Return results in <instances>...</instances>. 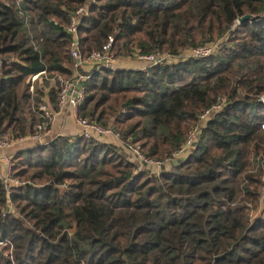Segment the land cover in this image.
Here are the masks:
<instances>
[{
	"label": "trees",
	"instance_id": "16d2710c",
	"mask_svg": "<svg viewBox=\"0 0 264 264\" xmlns=\"http://www.w3.org/2000/svg\"><path fill=\"white\" fill-rule=\"evenodd\" d=\"M87 3L0 0L1 133L36 131L45 102L32 77H72L68 27ZM78 37L83 59L113 37L118 58L179 62L85 74L79 115L113 126L122 144L57 136L12 154L25 184L9 196L0 186V240L12 242L0 264H264V0H95ZM219 41L212 56L181 58ZM58 97L57 87L54 107ZM199 123L177 164L132 160L128 144L166 160Z\"/></svg>",
	"mask_w": 264,
	"mask_h": 264
},
{
	"label": "built area",
	"instance_id": "2783aa9c",
	"mask_svg": "<svg viewBox=\"0 0 264 264\" xmlns=\"http://www.w3.org/2000/svg\"><path fill=\"white\" fill-rule=\"evenodd\" d=\"M13 2L16 7H21L24 0H10ZM95 0H88L86 6L79 8L76 13L72 16L71 23L68 27V32L72 36L71 43V57L76 62L75 69L79 68L82 65H90L93 68L99 69H119L116 65L119 63V58L113 52L114 49V38L109 37L108 43L100 51H92L87 58H82L81 52L79 50V37H78V28L81 23V19L86 16L88 12V6L94 3ZM239 23V22H238ZM224 47V43L219 41L214 44H208L204 46H198L188 51V58H207L214 55V53L220 51ZM172 56L167 54H146L142 55L139 52L133 54V58L139 61H145L148 64L149 68L156 67L159 65L167 63ZM178 58V57H174ZM181 58H183L181 56ZM45 77L46 73H44ZM38 76V75H37ZM37 76L32 77V80L35 81ZM58 84L59 88V97L56 107L51 106L48 103H45L41 106V121L36 127V131L30 133L27 136L20 137L15 139L8 134L0 132V186L3 187L6 191L7 196L10 195L12 189L16 186L25 184V181L14 177L12 175V154L4 153V150H10L13 148L17 141H23L25 139H30L37 144L45 143L46 135L49 132V129L54 122L57 114L59 112L65 111L68 107H71L76 115V121L81 126V136L87 139H97L106 138L111 136L115 139H120L121 134L113 126H104L101 125L96 120L90 119L88 117H82L79 115V107L82 105L85 98V86L83 81L87 79V76H80L78 79L73 78H64L62 76H57L54 78ZM31 91L33 87L31 86ZM264 101V98L262 99ZM223 108L222 104H216L213 107L206 109L200 115V122H205L211 116ZM200 123L193 127L189 133V137L186 139L185 143L175 151L171 157L166 160H156L151 157H147L141 150L140 145L128 144L129 150L139 158L141 163H145L148 167L152 168L154 171L156 169H161L165 164L174 161L181 160L188 153L197 139L200 131ZM264 128V123L262 124ZM11 243L12 252V242L9 240H0V246Z\"/></svg>",
	"mask_w": 264,
	"mask_h": 264
},
{
	"label": "crops",
	"instance_id": "0c3cea01",
	"mask_svg": "<svg viewBox=\"0 0 264 264\" xmlns=\"http://www.w3.org/2000/svg\"><path fill=\"white\" fill-rule=\"evenodd\" d=\"M133 61L135 62V65L132 66L129 63L125 62V59H122L121 62L125 63V66L123 67L121 66L122 69L145 70L148 67L147 62L145 61H139L136 59H134ZM93 69L94 68L90 65H82L79 68L73 70V75L71 78L77 80L78 77L86 76L85 74H88ZM31 84H32L33 90L39 89L44 93L43 101L53 106L52 103L49 101V93L53 89L58 87L56 80L54 78H51V79H49L48 77L46 78L44 74H40L37 76L35 81L33 80L31 81ZM57 136H67L71 138L81 136V126L77 123L76 115L71 107H68L65 111L59 112L57 114L44 141L48 142ZM103 141L109 142V143L115 142L118 145L122 144V142H120L119 139H115L111 136L104 138ZM36 144L37 142L35 143L34 141H31L30 139H25L23 141H17L15 145L13 146V148H11L10 150H4V153L14 154V152L31 148L35 146ZM132 160L135 163H137L139 167H142L141 161L139 159L133 156Z\"/></svg>",
	"mask_w": 264,
	"mask_h": 264
},
{
	"label": "rangeland",
	"instance_id": "374dc122",
	"mask_svg": "<svg viewBox=\"0 0 264 264\" xmlns=\"http://www.w3.org/2000/svg\"><path fill=\"white\" fill-rule=\"evenodd\" d=\"M188 53V51H185L184 53H183V55H182V57H183V60H187V54ZM134 54H136V52H134ZM122 59H125V62H127V63H129L130 65H135V62L133 61L134 60V58H133V56H126V57H122V58H119V63H117L118 65H116L117 67H119V68H121L122 69V67L123 66H125V63H122L121 61H122ZM179 62V60H178V58H174V57H171L169 60H168V64H177ZM76 64V63H75ZM122 66V67H121ZM128 66V65H127ZM6 134V133H5ZM104 138H101L100 140H103ZM105 141V140H104ZM137 157V156H136ZM138 158V157H137ZM139 159V158H138ZM167 164H165L164 166H166ZM156 170H158V169H156ZM159 171V170H158Z\"/></svg>",
	"mask_w": 264,
	"mask_h": 264
},
{
	"label": "water",
	"instance_id": "95a60500",
	"mask_svg": "<svg viewBox=\"0 0 264 264\" xmlns=\"http://www.w3.org/2000/svg\"><path fill=\"white\" fill-rule=\"evenodd\" d=\"M249 19H252V16H250V15H248V16H244V17L240 18V19L238 20V22H239V24L241 25V24H243L244 22H246V21L249 20ZM173 163H174V164H177V163H178V160H174Z\"/></svg>",
	"mask_w": 264,
	"mask_h": 264
}]
</instances>
